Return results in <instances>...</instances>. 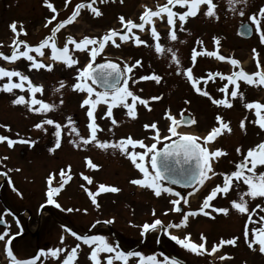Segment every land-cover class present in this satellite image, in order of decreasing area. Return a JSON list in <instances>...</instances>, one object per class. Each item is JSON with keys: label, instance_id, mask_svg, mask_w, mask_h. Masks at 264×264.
I'll return each instance as SVG.
<instances>
[{"label": "rangeland", "instance_id": "1", "mask_svg": "<svg viewBox=\"0 0 264 264\" xmlns=\"http://www.w3.org/2000/svg\"><path fill=\"white\" fill-rule=\"evenodd\" d=\"M259 1L264 4V0ZM51 2L58 10L57 20H61L71 14L77 3H86L88 0H69L67 7H65V0H51ZM163 2L165 3L166 1L124 0L121 4L120 0H105L104 3H100L97 0L96 6L101 8L103 14L95 17L87 8L81 9L77 19L57 33L58 46L62 47L64 45L65 38L68 35L79 40L84 35L99 37L109 28L120 29L119 15L135 20L143 11V5L155 8ZM225 3L230 5L229 0H226ZM179 10L181 9H177V11ZM51 15L53 13L43 4V0H0V51L5 54L11 53L13 33L9 25L12 22H17L18 27L22 24L27 32V35L21 33L19 38L35 45L50 33L53 25L49 24L46 27L45 24L46 18ZM55 23L56 21H53V24ZM177 24L178 39L176 41L168 39V26L165 23L157 20L156 26L161 33V44L166 49L171 47L174 51L178 50L177 55L181 61L182 68L193 66L190 60L192 48L195 47L197 51L205 48L211 51L216 48L213 40H202L203 44H198L197 40H193L194 32L206 37L213 36L215 32L210 25L203 23V19L198 18L194 24L186 21L184 30L179 28V22ZM217 29L218 34L215 36L221 37L222 33L229 35L224 32L221 26L218 25ZM139 34L149 44H153L148 33L140 32ZM73 48L74 46L70 45V49ZM253 48L260 54L262 61L260 59L259 61L261 65H264V44L261 43L260 39L249 41L220 40L219 51L225 56L238 59L242 64L246 65L240 64V66L251 73L257 70L256 60H254L252 52ZM44 51V59L36 53L32 54L37 56L38 59H42L44 63L51 62L49 59L50 49L46 48ZM73 56L79 61L77 65L66 67L63 63L56 62L51 71L29 69L27 67L29 62L23 58L11 63L0 58V66L23 71L30 76L34 83H42L44 85V93L42 96L38 93L37 98L57 105L55 109L50 110L46 114L32 113L22 105H12L13 94L0 91V125L6 124L10 126V131L0 127V134L8 135L10 138L17 140L19 137H24L36 141L34 145L18 142L11 148L8 147L6 142H0V173H8L5 176V181L0 180V214H2V219L9 225L6 227L8 236L20 235L12 239L11 242L14 254L19 259H28L35 256L40 249L64 248L65 252L60 253L59 258H53L49 255L47 257L42 256L37 261V264H61V260L67 251H70L72 247L80 243L81 247L78 250L76 264H92L88 258L90 247L84 245L81 241H77L70 233L63 230L64 226L67 225L62 215L64 211L63 204L69 203L70 206L74 204L83 207L81 203L77 202L78 196L79 198L86 196L84 197L86 202L84 206L89 208L90 205V210L85 208L87 211H84L81 215H78L80 212L77 214L75 212L74 214V211H71V215L79 220L75 222L73 227L80 228V231L86 232V234L82 235H104L110 243L118 245L124 251H139L145 255L156 254L158 259H163L164 256L174 257L173 249L167 243V235L164 232L155 230L142 236L140 228V225L144 222L152 221L154 218L153 210H155V218L160 219V217L165 216L166 218L161 220L165 225L170 223L168 220L173 218V212L166 213V210L171 207L169 200L173 199L172 195L164 193L163 196L156 197L151 192L147 194L146 188L131 184V179L140 178L142 174L118 149L108 148L107 150H102L94 143H90L86 146L82 145L86 151H82L81 146L77 147L80 153L76 152L70 140L73 138L78 140V137L68 133L70 125L62 131L61 146L53 152H50L49 149L53 148L55 144L54 126L45 125L48 129L47 132L33 128V124L46 117L54 119L62 125H67V117H71L81 135L87 136L89 134L86 127V111L80 107V102L85 93L74 91L71 85L76 82V69L83 67L90 57L88 53L79 50L73 51ZM170 57L171 53L157 54L153 47L136 46L132 43H123L119 48L109 44L96 57L97 62L112 60L121 65L124 62L131 63L135 59H141L143 66H138L133 70V80L140 75H147L151 72H155L162 77L159 84L151 80H137L136 83H133L132 80L129 81L130 89L137 95L143 98L151 96L161 97L158 101H150L151 110L146 109L142 105H137L138 115L135 119L125 115L126 109L116 107L113 112L119 123L111 125L110 119L103 116L106 111V105L100 104L98 111L95 112L96 122L103 129L97 133L98 139L117 141L121 137L131 135L133 138L143 139L145 143L151 144L153 142L152 133L150 130L144 129L143 125L156 121L158 122L161 135H168L166 129L170 122L164 117V112L169 109L177 119H180L181 113H183L196 120V123L190 127L180 124L178 131L203 137L216 124L215 117L219 114L226 122H230L232 131L231 133L224 132L208 145L210 150L222 148L227 152V155L213 160L212 167L217 173L234 170L235 162L242 159L235 149L241 147L242 150L246 151L248 147L264 139V131L251 123L254 119L253 113L245 109L238 98L233 99V106L228 108L213 105L208 98L196 93L186 78L176 72V65L171 61ZM247 66L249 67L248 69H246ZM226 70L230 73L235 69L227 61H219L214 57L205 55L198 56L197 62L193 66L194 75L197 77L207 75L209 71H219L227 74ZM13 79L16 80L17 78L14 77ZM60 81L66 82L64 88L58 92L54 91L55 88L59 87ZM3 82H6V78L0 80V83ZM224 83L226 81L216 77L215 80L204 86L213 97L222 98L223 93L218 91V88L222 87ZM240 83L241 90L245 93L247 101L258 100L264 102V86H254V88L249 89V85L243 81ZM231 87L229 85V88ZM14 93L28 96L26 89L24 91L14 89ZM61 99L64 101L63 104L59 103ZM186 100L190 101V103H185ZM246 116L248 118L246 130H242L240 121ZM109 128H111V131H109ZM175 138L172 137L171 139ZM169 142L161 140L157 148L160 149ZM136 150L142 151L143 149L137 147ZM88 151L90 152L89 154L87 153ZM107 151H111V154L116 158L112 159L114 160L112 163L106 160L108 159L105 157ZM92 155L100 156L99 161H93L100 165L95 170L88 169L85 165L80 168L81 164L77 160H72L73 157L78 159L91 158ZM4 157H7V159H4ZM69 164L71 165L72 175L74 174L76 177L74 176L59 194L54 197L61 205V208H57L55 205L46 203V178L50 173H56L53 186H58L60 183L59 170L66 168ZM79 172L92 176L93 183L97 182L91 189H95L98 183H105L119 187L120 191L99 194L97 200L100 207L99 209L95 207L94 211L90 198L86 193L82 195L84 190L80 185L86 182L83 181L82 177H79ZM215 177L216 180L212 183L213 187L222 183L223 179L219 174ZM9 178L12 181L11 184L8 183ZM242 187L246 186L242 185ZM235 196V192H230L226 198ZM249 201L253 202L254 200L249 198ZM189 203H194V201ZM187 208L190 207L187 206ZM5 210L10 211L6 212ZM5 212L7 215L4 214ZM9 212L10 214L14 212V215H9ZM26 212H28L29 216L26 215ZM109 219H113L111 224L103 223V221ZM97 220L101 221V223L93 227ZM175 230V228H172L168 231L174 234ZM4 231L5 228L0 227V233ZM163 234L164 241H161ZM61 235L64 236L63 242L60 239ZM5 242V240H0V264H9V262H3L6 258ZM161 253H163V256L160 255ZM106 255L108 254H101L102 264H106L103 259ZM136 261L137 258H130L129 264H136ZM113 264H122V262L114 261Z\"/></svg>", "mask_w": 264, "mask_h": 264}, {"label": "snow or ice", "instance_id": "2", "mask_svg": "<svg viewBox=\"0 0 264 264\" xmlns=\"http://www.w3.org/2000/svg\"><path fill=\"white\" fill-rule=\"evenodd\" d=\"M100 3H104L105 0H99ZM124 0H120L122 4ZM240 0H229V3H239ZM247 0H244L246 3ZM69 0H65V7L68 6ZM43 4L50 9L51 15L46 18L47 27L49 24L53 26L50 29V33L43 37L37 44L32 45L26 40L20 39L21 33L27 35L26 30L22 24L18 27L17 22H12L9 25L10 30L13 33L11 41V53L5 54L0 51V58L7 62H16L21 58L25 59L28 63L29 69L41 70L46 69L51 71L56 62L63 63L66 67H72L79 63L77 58H74L73 51L79 50L89 54L88 62L83 66L76 69L75 83L71 85L74 91L85 93L83 99L80 102V107L86 111L88 135L84 136L80 134L79 129L75 125V122L71 117H67V125H62L51 118H44L39 122L33 124V128L47 132L48 129L45 125L54 126L55 144L49 151L53 152L61 146L62 131L68 127V133L78 137V140H70L75 147L86 146L90 143H94L98 148L107 150L108 148L118 149L122 155H124L130 163L141 173L140 178H134L130 180V183L140 187H146L151 189L156 197H160L162 194L167 193L175 196V199H170V208L167 212H175L180 215L179 222L169 223L167 225L159 219L155 218V210H153V219L151 222H144L140 225L141 235L155 230H161L166 235L170 236L171 240L175 241L182 248L197 255H211L220 251L224 246H237V242L240 239L238 236H232L230 238H219L216 242L212 243L211 247L207 246V237L201 233L199 242L192 240L191 233H185L182 237L172 234L169 229H181L186 228L189 224L190 217L194 218L200 214L205 217L215 219V214H223L225 216L230 214V210H235L237 213L246 215V220L243 225V237L247 247L252 251H259L264 254V215H259V219L253 221V213L257 209L264 211V139L255 143L253 146L242 150L241 147H237L235 151L241 155L242 159L235 162L234 170L230 172L217 173L213 167V160L227 155V152L222 148H215L210 150L208 145L215 141L224 132L231 133L232 129L230 122H226L224 118L217 114L215 117L216 124L203 137L180 132L178 127L181 123L195 124L196 120L191 116L185 119V115L181 113L180 119H177L172 114L171 110L164 112V117L170 122L166 131L168 135H161L158 122L153 121L151 123H145L143 128L150 130L152 133L153 142L151 144L145 143L143 139L133 138L131 135L121 137L117 141H109L107 139L100 140L97 137V133L102 131L100 124L96 122L97 117L95 112L97 106L100 104L106 105V111L103 116L107 117L111 121V125H117L119 121L114 116V108L122 107L126 109L125 115L127 117L135 119L138 115L137 105H142L146 109L151 110L150 101H158L160 96H151L149 98H143L133 92L129 87V81L133 83L139 81L151 80L159 84L162 77L155 72H151L147 75H140L135 80L132 79L134 75L133 70L138 66L142 67V60L135 59L134 62H124L123 65L114 62L112 60H106L104 63H94L96 57L102 53L106 46L111 44L117 48L121 47L123 43H132L136 46L153 47L157 54H164L165 52L171 53V61L176 65V72L182 74L186 80L190 83V86L194 91L206 98H208L213 105L224 106L231 108L233 106V99H239L243 107L251 111L254 115V119L251 123L258 126V128L264 131V102L253 100L247 101L245 93L241 90V81L251 86H264V66L259 61V53L255 48L252 49L253 56L256 60L257 70L254 72H247L240 66L241 62L231 56H225L220 53V40L218 37H213V42L216 45L214 50L202 49L197 51L194 47L191 50V65H195L198 56L205 55L208 57H214L219 61H227L233 66V71L228 74L219 71H209L207 75L195 76L193 72V66L181 67V61L177 55V51H174L171 47L165 48L161 44V33L157 29V20L165 23L168 26L167 36L171 41H176L177 27L179 22V28L184 30V25L190 17H196L203 11V15L210 18L219 19L216 8L217 5L214 0H166L164 4H159L155 8L143 5V11L139 14L137 19L126 18L124 15L118 16V22L120 29L109 28L101 36H88L84 35L81 39L77 40L75 37L68 35L65 38V43L62 47L58 46L57 33L63 29L66 25H69L77 19L80 15L81 9L87 8L95 16H101L102 10L96 6L97 0H88V2L77 3L71 12V14L61 20H57L58 10L51 2V0H43ZM176 6H179L181 10H174ZM244 13L241 12V15ZM249 20L255 25V30L259 34V39L264 44V6H261L257 12L253 13ZM53 21H56L53 24ZM251 31L249 26L242 25V34H247ZM140 32H145L150 35L153 44L143 38H141ZM198 44H203L202 40H197ZM70 45L74 46L70 49ZM50 49L49 59L51 62L44 63L42 59H38L37 56L32 53L38 54L40 57L45 56V49ZM17 78L14 80L13 78ZM219 77L220 80L226 81L222 87L218 88V91L223 93L222 98H215L206 89L204 85H207L210 81ZM6 82L0 83V91L11 93L14 95V99L11 100L12 105H22L26 107L30 112L37 114H46L50 110L57 107L55 103L47 102L44 99L37 98L39 93L41 96L44 93V85L34 83L29 75H26L23 71L17 69H7L0 66V80ZM65 81L59 82V87L54 91H60L65 86ZM99 85L102 90L97 89ZM229 85L232 87L229 88ZM14 89L21 91L27 90L28 96L16 95ZM63 100L59 101L63 104ZM190 103V101H185ZM247 116L240 121V128L246 130ZM10 131V126L6 124L0 125ZM111 131V128H109ZM18 135V134H17ZM176 137V139H171ZM170 141L158 149L157 145L161 141ZM0 142H6L8 147H13L16 143L34 145L35 140L19 137V139L10 138L8 135L0 134ZM82 142V144H81ZM137 147L143 149L142 151L136 150ZM7 159V157H4ZM85 167L88 169H98L100 165L94 163L90 157H84ZM11 171V170H9ZM19 171V169H17ZM7 176L8 173H2ZM221 175L223 177L222 183L216 184L211 190L203 197L200 206L195 210L184 211L183 205H188L189 200L187 196L181 194L180 191H176L174 187L169 186L165 181H169L170 184H184L186 186H193L192 192L187 195L191 196L194 192L198 191L200 186H203L207 180L212 176ZM60 183L58 186H53L56 173H50L46 178V203L55 205L57 208H61V205L54 198L64 188V186L72 179L71 165L59 170ZM80 176L85 181V184H81L87 196L90 198L91 203L99 209L97 197L101 193L112 192L116 193L120 191L119 187L114 185H108L105 183H98L95 190L88 187L93 184V177L81 172ZM8 183L12 181L9 178ZM246 186V187H242ZM15 190V189H13ZM230 192H235L236 196L229 201V206H217L212 203L218 197H228ZM249 198L255 200L259 198L261 203L255 204L253 208L249 207ZM211 209V211H207ZM6 212L10 210H5ZM65 211H73V209H65ZM84 211H87L86 209ZM114 219V218H113ZM113 219L103 221V223L111 224ZM0 223H6L2 219L0 214ZM19 223V221H17ZM101 221L97 220L95 224H100ZM95 224L93 227H95ZM250 225H252L250 227ZM259 225V226H257ZM65 231L70 233L77 241H81L84 245L90 247L89 259L92 264H102L101 254L106 253L103 257L106 264H113L114 261H120L122 264H129L130 258H137L136 264H182V261L177 257L164 256L163 259H158L156 254L145 255L139 251H124L119 248L118 245L110 243L109 240L100 234L95 235H81L73 231L70 227L64 226ZM5 252L9 258V264H37L42 256H51L53 258H59L60 253L65 252L64 248H48L40 249L35 256L28 259H19L14 254L11 247L13 236H8L7 228L0 233V240H5ZM61 242L64 240V236L60 237ZM81 244L77 243L74 247L67 251L66 255L61 260V264H76L78 257V250ZM163 256V253L160 254ZM220 261L225 259H231L232 257L225 253L217 257Z\"/></svg>", "mask_w": 264, "mask_h": 264}, {"label": "flooded vegetation", "instance_id": "3", "mask_svg": "<svg viewBox=\"0 0 264 264\" xmlns=\"http://www.w3.org/2000/svg\"><path fill=\"white\" fill-rule=\"evenodd\" d=\"M166 1V0H165ZM226 0H215L214 3L217 5L216 8V13L219 17V19L215 18H210L206 17L203 15V11L198 14L196 17H190L187 21L190 23H195V21L199 18L203 19L204 24H208L212 27L215 32L213 33V36L211 35L210 37L203 36L199 33L194 32V39L193 40H213L212 38L218 34V25L221 26L224 29V32L228 33L229 35H225L224 33L221 34L220 36H215L218 37L219 40H243V41H249V40H259V34L255 30V25L252 24V22L249 20V17L257 12V10L261 7L264 6V4H261L259 0H247L246 3H244V0H240L239 3H233V4H226ZM164 4V2L162 3ZM180 9L179 6H176L174 10ZM241 12L244 14L241 15ZM242 25L243 26H249L251 28V31L248 32L247 34H242ZM230 30V32H229ZM241 31V34H240ZM223 42V41H221ZM261 60V56L259 54L258 57ZM255 60V59H254ZM262 61V60H261ZM96 63V60H95ZM241 65L246 66L241 63ZM264 66V65H262ZM249 67L247 66L246 69ZM227 72V70H226ZM228 74V72H227ZM249 89L254 86L249 85ZM99 106V105H98ZM98 106L97 110L98 111ZM86 114V113H85ZM86 117V115H85ZM87 118V117H86ZM74 139V138H73ZM71 139V140H73ZM74 146V145H73ZM74 149L76 152L80 151L77 149V147L74 146ZM82 151H86V149L83 148L82 146ZM88 154L90 153L89 151L87 152ZM99 155H92L91 158H93V161H99ZM108 159H106L109 163H112L113 158H115L114 155L111 154V151H107V154L105 155ZM72 160H77L82 168L85 165V160L84 159H78L77 157H73ZM70 165V164H69ZM81 172H79L80 175ZM76 177V175H72L73 177ZM81 177V176H79ZM216 180L215 176H212L209 180L205 182L203 186H200L198 191L194 192L191 196H188L187 194L189 192H192V189L188 190H182V189H177L175 188L176 191H180L182 195L187 196L189 202L194 201V203H188V205H183L182 208L184 211L188 210H195L197 209L201 202L203 197L211 190L212 183ZM97 182L93 183L92 185H88L89 188H93L94 184ZM146 188V187H144ZM95 190V189H93ZM147 194L150 192L153 193L151 189L146 188ZM154 194V193H153ZM82 195H85V191H82ZM163 196V194L161 195ZM160 196V197H161ZM84 197L79 198L78 196V203L83 206L80 207L78 205H72L70 204H63V218L64 221L67 223V227H70L73 231L77 232H82V234H86L84 231H80V228L73 227L75 225V222L79 221L78 219H75L74 216L71 215V212L65 211V209H73L74 214L80 212L81 215L84 213L85 210V200ZM176 197L173 196V199ZM234 198H225V197H218L216 198L212 203H214L217 206H224L228 207L229 206V201ZM89 203V202H88ZM261 203V200L259 198L255 199L253 202L249 201V207L253 208L255 204ZM198 204V205H197ZM89 205V204H88ZM94 206V205H93ZM189 206L190 208H187ZM90 210V205L89 208H86ZM95 211V206L93 207ZM207 211H211V209H207ZM91 213V212H90ZM5 215L6 212L4 213ZM9 215L13 216L14 212L8 213ZM215 219H212L210 217H205L202 214L192 218L190 217L189 219V224L186 228H181V229H176L174 235L177 236H183L185 233H191V238L192 240L199 242V237L200 234L203 233L207 237V246L210 248L212 243L216 242L219 238H230L232 236H238L240 239L237 242V246L232 247V246H224L220 251H218L215 254H205L203 256L197 255L194 253H191L190 251L182 248L180 245H178L175 241L171 240L170 236H166V241L169 244V246L173 249L174 257H177L179 260L182 261V264H264V254L259 253V251H252L250 250L246 243L244 242V237H243V225L246 220V215H241L237 213L235 210H230V214L225 216L223 214H215ZM253 221L255 222L256 220L259 219V215H264V211L261 209H257L253 214ZM164 216V215H163ZM166 217H160V219H165ZM180 215L173 212V218L168 220L170 223H176L179 222ZM98 224H95V226ZM8 223L3 226V228L8 227ZM252 225H250L251 227ZM259 226V225H257ZM65 230V228H63ZM163 232V231H161ZM20 236V235H17ZM164 234L161 237V241H164L163 238ZM15 243V242H14ZM13 243V245H14ZM229 254L232 258L231 259H225L224 261H220L217 257L223 254Z\"/></svg>", "mask_w": 264, "mask_h": 264}, {"label": "water", "instance_id": "4", "mask_svg": "<svg viewBox=\"0 0 264 264\" xmlns=\"http://www.w3.org/2000/svg\"><path fill=\"white\" fill-rule=\"evenodd\" d=\"M240 34H241V31H240ZM100 63H104V62H100ZM98 64V63H97ZM97 88L98 89H100V90H102V88L99 86V85H97ZM187 117H188V115L187 116H185V119H187ZM184 126H186V127H190L191 125H189V124H185V123H182ZM170 143V142H169ZM163 148V147H162ZM165 183L166 184H168L169 186H172V187H175V188H180V189H183V190H185V189H191L193 186H186V185H184V184H170V182L169 181H165ZM1 225H5L4 223H0V226Z\"/></svg>", "mask_w": 264, "mask_h": 264}, {"label": "bare ground", "instance_id": "5", "mask_svg": "<svg viewBox=\"0 0 264 264\" xmlns=\"http://www.w3.org/2000/svg\"><path fill=\"white\" fill-rule=\"evenodd\" d=\"M43 211H45V209H43ZM46 212V211H45ZM26 215H28V212H26Z\"/></svg>", "mask_w": 264, "mask_h": 264}]
</instances>
